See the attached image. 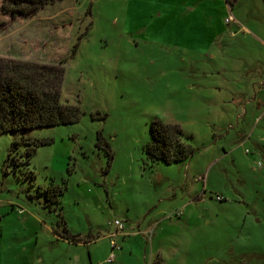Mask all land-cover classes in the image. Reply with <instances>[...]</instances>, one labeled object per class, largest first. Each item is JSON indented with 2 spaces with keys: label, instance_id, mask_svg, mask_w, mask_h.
Returning a JSON list of instances; mask_svg holds the SVG:
<instances>
[{
  "label": "rangeland",
  "instance_id": "rangeland-1",
  "mask_svg": "<svg viewBox=\"0 0 264 264\" xmlns=\"http://www.w3.org/2000/svg\"><path fill=\"white\" fill-rule=\"evenodd\" d=\"M201 1L198 27L168 26L161 0L29 17L0 0V58L63 66L61 99L83 111L0 133V264H264V0ZM153 120L180 125L192 156L147 167ZM59 213L87 243L54 233ZM114 219L128 236L109 260Z\"/></svg>",
  "mask_w": 264,
  "mask_h": 264
},
{
  "label": "trees",
  "instance_id": "trees-1",
  "mask_svg": "<svg viewBox=\"0 0 264 264\" xmlns=\"http://www.w3.org/2000/svg\"><path fill=\"white\" fill-rule=\"evenodd\" d=\"M55 1L2 0L1 9L12 16L29 17L35 15L46 4ZM63 75L64 67L56 64L0 58V133L77 122L83 111L78 104L61 99ZM151 134L152 139L143 145L147 167H152L159 161L183 162L194 153L193 147L183 141L185 134L177 123L153 120ZM24 140L30 144L28 161L38 141L29 138ZM49 141L51 139L41 143ZM110 156L112 157L111 153ZM52 200L58 202V195ZM57 225L60 229L54 230L56 235L73 243L88 242L82 236L72 234L68 230L61 214Z\"/></svg>",
  "mask_w": 264,
  "mask_h": 264
},
{
  "label": "crops",
  "instance_id": "crops-1",
  "mask_svg": "<svg viewBox=\"0 0 264 264\" xmlns=\"http://www.w3.org/2000/svg\"><path fill=\"white\" fill-rule=\"evenodd\" d=\"M148 1L155 2V0H148ZM161 1H163V3H162V6H160L161 13L159 14V16H160L161 19H164V22L168 26L173 25L174 23L179 24V21L184 26H189L191 24H195V26L197 25L199 27V24L203 23L202 19H201V16H200V10H201L200 7L202 5L208 6L206 1L204 2V1H201V0H195L194 3L190 2V0H161ZM189 5H192V6L189 7ZM162 8H164V12L162 11ZM203 9H204L203 12L205 13V18L206 19L209 18V20H212L210 18L211 17V14H210V11H209L210 7H208V9H206V8H203ZM231 9H232V7H231ZM179 13L183 14V16L178 17ZM206 14H207V16H206ZM184 39L192 40V38H189L188 35H186V34L184 35ZM242 98H244V96ZM261 106H264V104L261 103ZM256 119H257V117H256ZM189 170H190V167L187 168V171H188L187 175H189ZM192 176L194 177L193 179L195 181H198V182L199 181L203 182L205 180V177H204L203 174H192ZM199 176H203V178L200 179V180L197 179ZM203 184L204 185H203L202 193L205 192V181H204ZM189 190H190V187H189ZM190 192L193 194V196H195L193 198L192 202H197V203L202 202V204L205 203L204 196L202 194L200 195L199 186L193 187L192 191L190 190ZM189 202H191V201H189ZM190 204L191 203H188V205H190ZM182 215L183 214H181V216ZM143 234L146 235V237L148 239L150 238V233L148 231H144ZM126 235L128 236V234H126L124 231H123V234H120V236L123 239H124V237ZM110 247H111V244H110ZM115 249H113L111 247V252L114 253V256H115ZM120 249H122V247H120ZM159 250H160L159 248H156L154 250V252L156 251V254H157V253H159ZM111 252H110V254H111Z\"/></svg>",
  "mask_w": 264,
  "mask_h": 264
},
{
  "label": "built area",
  "instance_id": "built-area-1",
  "mask_svg": "<svg viewBox=\"0 0 264 264\" xmlns=\"http://www.w3.org/2000/svg\"><path fill=\"white\" fill-rule=\"evenodd\" d=\"M226 20L227 21H229V20H233V17L232 16H228L227 18H226ZM113 225H114V227H115V230L114 231H112L110 234H109V237H110V244H111V247L113 248V249H115L116 248V241H115V236H117V235H119V234H121V232L124 230V224H123V222L121 221V220H119V219H114V221H113ZM114 258V253L112 252L111 254H110V256H109V260H111V259H113Z\"/></svg>",
  "mask_w": 264,
  "mask_h": 264
}]
</instances>
